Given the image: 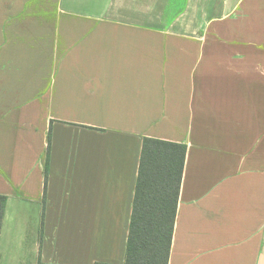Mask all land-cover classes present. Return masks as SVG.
Returning a JSON list of instances; mask_svg holds the SVG:
<instances>
[{
  "label": "crops",
  "instance_id": "crops-1",
  "mask_svg": "<svg viewBox=\"0 0 264 264\" xmlns=\"http://www.w3.org/2000/svg\"><path fill=\"white\" fill-rule=\"evenodd\" d=\"M144 137L186 145L168 264H264V0H0V264L10 215L124 264Z\"/></svg>",
  "mask_w": 264,
  "mask_h": 264
},
{
  "label": "trees",
  "instance_id": "trees-1",
  "mask_svg": "<svg viewBox=\"0 0 264 264\" xmlns=\"http://www.w3.org/2000/svg\"><path fill=\"white\" fill-rule=\"evenodd\" d=\"M185 154V144L143 138L124 264H168ZM6 200L0 194V229Z\"/></svg>",
  "mask_w": 264,
  "mask_h": 264
},
{
  "label": "rangeland",
  "instance_id": "rangeland-1",
  "mask_svg": "<svg viewBox=\"0 0 264 264\" xmlns=\"http://www.w3.org/2000/svg\"><path fill=\"white\" fill-rule=\"evenodd\" d=\"M10 224H8V232L6 233L9 236V229L11 235V248L8 253V257H10V261L8 264H34L35 250L30 249V242L34 237L35 230L39 227L40 221L38 219L33 218H24L20 215H10L7 220ZM22 229L26 230V234L22 237V241L18 248L12 247L16 244L18 240L17 230ZM17 254L20 256L18 259ZM19 261V262H18Z\"/></svg>",
  "mask_w": 264,
  "mask_h": 264
}]
</instances>
